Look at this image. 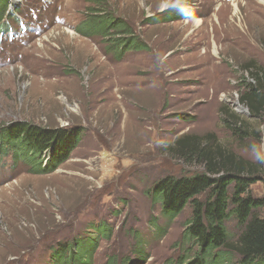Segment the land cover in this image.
<instances>
[{
    "label": "rangeland",
    "instance_id": "rangeland-1",
    "mask_svg": "<svg viewBox=\"0 0 264 264\" xmlns=\"http://www.w3.org/2000/svg\"><path fill=\"white\" fill-rule=\"evenodd\" d=\"M8 13L0 25V131L27 123L76 131L79 143L41 175L1 157L0 264H59L52 250L72 239L91 264L192 260L196 249L183 239L191 208L168 220L150 196L163 177L202 171L184 161L179 138L261 166L250 191L264 198V111L253 118L239 101L264 69V0H9ZM113 17L142 51L118 49L114 34L75 32ZM226 230L233 246L234 219ZM226 253L219 264H239Z\"/></svg>",
    "mask_w": 264,
    "mask_h": 264
},
{
    "label": "trees",
    "instance_id": "trees-1",
    "mask_svg": "<svg viewBox=\"0 0 264 264\" xmlns=\"http://www.w3.org/2000/svg\"><path fill=\"white\" fill-rule=\"evenodd\" d=\"M8 7L9 0H0V25L5 27L9 24ZM106 20L85 21L75 27V32L83 37L101 35L111 38L114 34L112 39L119 42L118 49L143 50L134 44L131 29L126 23L114 17ZM239 101L247 107L250 116L259 118L264 111V69L252 74V82ZM229 117L234 118L231 114ZM224 123L228 124L227 128L233 135L243 140V132L239 128L233 129L231 122ZM78 143L76 131L16 123L0 131V159L10 154L13 161L30 166L32 174L41 175L61 166ZM175 144L178 152L185 156L184 161L192 160V163L203 166L202 171L188 176L163 177L150 191L151 199L159 203L162 215L168 220L177 218L187 206L191 208L183 239L196 252L192 260L178 264H219L220 259L228 262L226 251L235 253L239 264H264V216L260 214L264 210V198H255L250 191L263 174L261 166L221 151L215 145L211 147L212 142L196 146L195 143H186L183 137ZM230 219H234L239 228L233 246L228 243L226 230ZM108 232H105V237H108ZM92 243L95 252L97 241ZM86 254L87 250L79 247L75 239L52 250V257L59 264H91ZM135 258L140 261L142 253L137 252ZM122 264H127V261Z\"/></svg>",
    "mask_w": 264,
    "mask_h": 264
},
{
    "label": "water",
    "instance_id": "water-1",
    "mask_svg": "<svg viewBox=\"0 0 264 264\" xmlns=\"http://www.w3.org/2000/svg\"><path fill=\"white\" fill-rule=\"evenodd\" d=\"M233 106H235V107H237L239 109V110H237V108H236L237 111H239V112H242V111L245 112V110L238 104V102L234 103Z\"/></svg>",
    "mask_w": 264,
    "mask_h": 264
},
{
    "label": "bare ground",
    "instance_id": "bare-ground-1",
    "mask_svg": "<svg viewBox=\"0 0 264 264\" xmlns=\"http://www.w3.org/2000/svg\"><path fill=\"white\" fill-rule=\"evenodd\" d=\"M70 33H72V32H70ZM237 108V107H236ZM73 109V108H72ZM73 110H76L75 108L73 109ZM237 110H239L238 108H237Z\"/></svg>",
    "mask_w": 264,
    "mask_h": 264
}]
</instances>
